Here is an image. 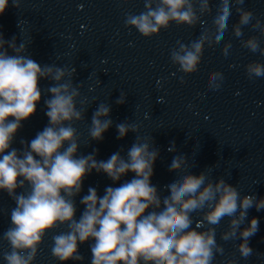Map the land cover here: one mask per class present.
Segmentation results:
<instances>
[{"label": "clouds", "instance_id": "9594fccd", "mask_svg": "<svg viewBox=\"0 0 264 264\" xmlns=\"http://www.w3.org/2000/svg\"><path fill=\"white\" fill-rule=\"evenodd\" d=\"M11 2L19 7V0ZM244 3L219 0L211 28H204L189 44L177 41L170 52L177 71L185 75L197 72L205 44H224L222 51L227 56L231 44L224 41L230 29L238 38L243 36L241 26L249 25L264 35V23L242 7ZM8 4L9 0H0V15ZM233 4L239 17L235 24ZM144 9L139 14L125 13L124 24L145 38L159 35L172 23L196 27L204 23L202 16L212 14L211 0H144ZM16 41L15 36L6 40L0 33V192H6L15 204L10 226L2 237L9 245V250L3 252L5 264H33L45 236L61 226L67 231L54 235L51 246V255L60 264L83 261L79 245L89 241L90 264H213L216 255L224 252L217 243L215 226L225 217L229 225L221 239L240 240L237 249L242 258L253 254L249 241L259 231V219L252 217L247 226H241L250 209L264 210V197L241 195L223 176L213 180L204 171H187L188 158L184 154L172 159L169 171L176 178L165 186L169 194L161 196L151 183L159 157L153 137L150 144L136 135L126 158L116 152L107 160H97L98 150L79 154L74 124L85 118L89 101L82 97V85L73 82L76 68L42 66L28 54V44ZM240 42L252 53L264 55L256 36ZM246 74L249 79L264 77V64L248 63ZM41 79L52 82L46 90L40 88ZM223 80L222 73L212 72L209 87L218 91ZM180 81L185 82L183 76ZM45 91L48 124L30 141L21 139V149L13 147L16 134L35 114ZM125 102L126 95L121 92L115 103ZM110 113V104H98L91 117L90 140H103V134L113 125ZM116 128L118 139L139 131L138 125L125 122L116 124ZM168 150L175 151L174 142ZM93 171L106 174L114 183L128 173L134 176L119 186H107L102 196L89 187L80 199L84 210L77 219L75 197ZM18 189L24 191L18 193Z\"/></svg>", "mask_w": 264, "mask_h": 264}]
</instances>
